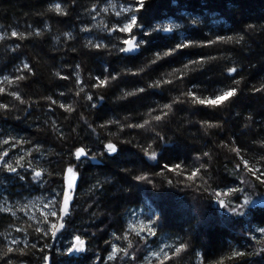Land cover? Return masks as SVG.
Listing matches in <instances>:
<instances>
[{
	"label": "trees",
	"instance_id": "16d2710c",
	"mask_svg": "<svg viewBox=\"0 0 264 264\" xmlns=\"http://www.w3.org/2000/svg\"><path fill=\"white\" fill-rule=\"evenodd\" d=\"M111 1L0 0V35L5 37L0 40V81L5 76L12 81L0 83L5 89L0 104H9L0 109V141L15 145L0 148L9 152L6 160L19 173L0 169V208L12 209L0 212V255L9 246L18 249L0 264L7 259L44 264L43 255L48 264H264V236L256 232L264 227V183L242 162L264 171V92L252 91L264 83V0H146L147 11L137 14L143 28L133 32L147 42L134 55L119 50L129 34L109 31L117 27ZM56 4L61 13L55 12ZM159 26L172 30L153 33L152 27ZM37 28L41 36L28 34ZM12 30L25 39L11 37ZM218 36L234 39L199 46ZM240 36L244 39L235 43ZM189 40L193 46L163 55ZM25 62L32 72L23 69ZM230 67L237 69L234 78L227 74ZM97 76L108 77L107 83L94 86ZM234 79L241 83L235 85ZM230 87L238 88L237 96L221 106L197 103ZM80 88L84 91L77 95ZM11 91L25 102L8 95ZM156 115L162 120L155 121ZM145 120L149 123L142 129L128 127ZM108 142L118 153L100 155ZM78 147L88 153L80 161L74 156ZM145 151H154L157 159ZM176 164L181 167L172 170ZM69 165L77 180L69 192L73 199L66 227L55 238L45 236L36 229L50 233L51 223L61 222L49 216L41 223L52 200H60L62 207L56 193L66 188ZM34 171L42 176L34 178ZM139 175L147 181H137ZM233 188L242 191L229 193ZM245 197L250 204L244 215H234L231 207ZM76 235L86 240V251L61 255ZM13 239L19 244L12 245ZM112 244L127 249V255L120 251L108 261ZM181 244L185 247L175 253ZM234 252L245 255L234 257Z\"/></svg>",
	"mask_w": 264,
	"mask_h": 264
},
{
	"label": "snow or ice",
	"instance_id": "6c2138e0",
	"mask_svg": "<svg viewBox=\"0 0 264 264\" xmlns=\"http://www.w3.org/2000/svg\"><path fill=\"white\" fill-rule=\"evenodd\" d=\"M54 10L57 13H61L62 12L61 4H56ZM104 10L107 11V9H104ZM142 10L147 11V9H146V0H135V4L134 5L133 4L123 5V6H121V10L115 13V15L117 17H120L122 15V13L126 14L123 17V21L118 20L116 22L117 23V27L109 29V31H112V32L119 31L120 33L129 34V36L123 40V44L127 45V47H120L119 50L121 52H132V51L138 49L141 44H145L147 42V40H145V39H138L137 36L133 32L134 28H137V27L143 28L142 24H138V15H137V14L141 13ZM50 11H51V9H50ZM63 15H67V12H63ZM29 27H31V26H29ZM105 27H107V26H105ZM253 27H254L253 25H249V28H253ZM81 30L82 31H89V29H87V28H84V29H81ZM161 30L164 31V32H170L172 29L170 27L165 28L163 26L152 27V32L153 33L159 32ZM28 34L29 35H34V36H41L42 35V31L39 28H37L33 32H29ZM65 35L68 36L69 39H73L71 33H65ZM142 35L144 37L150 38L151 33L147 32V31H143ZM11 37L18 38L20 40H24L25 39L24 34L21 33V32H18L16 30H12L11 31ZM4 38H5L4 35H0V40H4ZM233 39L234 38L231 37V36H229V37L218 36L215 41H207L206 44H201L199 46L206 47V46H209V45H211L213 43H216L218 41L227 42V41H232ZM243 39H244V37L240 36L239 39L235 40V43H240V41H242ZM193 43H194V41H192V40H189L186 43H177L174 46L170 47L167 51H164L163 55L165 57L171 56L174 53H176L178 50L186 49V48H189V47L193 46ZM88 44L92 45V41H88ZM93 46L95 48H97V49L102 47V45H100V44H95ZM19 47H20V45L17 44L16 48H19ZM103 47H107V45H103ZM157 58L158 59L160 58V53L159 52L157 53ZM201 59H203V58H201ZM212 59H215V58H212ZM191 63H198V61H191ZM76 67L79 68L80 65H76ZM184 67L187 68L188 65L185 64ZM23 69L27 70L28 72H32L33 71L32 67L27 62H25L23 64ZM17 71H21V69H17ZM236 72H237V69L235 67H230V68L227 69V74H228L229 77H233L234 78V74ZM56 75L60 76V73L57 72ZM78 76H79V74L77 73V78H78ZM68 78L69 77H67V76L62 77V79H64V80H67ZM15 79L18 80V81H23V80L26 79V77L25 76H16ZM95 79L97 81H99V84L98 85H94V86H102V85L106 84L107 81H108V77H104L103 79H101L99 76H97ZM111 79L115 80L116 76H114V75L111 76ZM242 79H243V77H241V80ZM241 80H235L234 79V84L235 85H239L241 83ZM4 81H7L8 83L12 82V81L9 80V78L7 76H5L3 78V81H0V83H3ZM167 83H171V81H167ZM157 85H159V82H157ZM149 87H151V86H149ZM83 91H84V89L80 88V91L77 93V95H79L80 92H83ZM252 91L257 92V93L264 92V83H262L259 87H253ZM139 92H144V89L140 88ZM4 93H5V89L3 87H0V94H4ZM237 93H238V88L237 87H230L227 90L221 92L219 95H215L214 98L212 96H209L207 99H197V103H199L200 105H207V106H210V107L221 106V105H223V103L225 101H228L229 98L236 97ZM8 95H10L11 97H14L16 100L20 101L21 104H23L25 102L21 98V95L19 94V92H17V91H11V92L8 93ZM60 95L63 96L64 93L61 92ZM126 95H133V93L129 92V93H126ZM188 95L189 96H194L195 93H193L192 91H189ZM102 98L103 97H101V99ZM46 99L51 100L52 104H56L57 103V101L53 100L51 97H47ZM87 99L89 101H91L93 99V97L91 95H88ZM92 106L95 107V105H92ZM8 107H9L8 103L0 104V109L7 110ZM59 107L60 108H65V110L68 111V112L72 111V107L70 105L66 107L64 104H60ZM164 107L170 109L172 106L168 105V104H165ZM164 115H167V113H165ZM154 119H155V121H161L162 120V116L161 115H156L154 117ZM116 123H119V122L117 121ZM148 123H149V121L145 120L143 124H139V123H137V124H129L128 127L129 128L142 129ZM101 127H104V125H101ZM93 131H95V129H93ZM157 136H159L158 133H157ZM160 139H163V138L160 137ZM0 145H9V147H14L15 146L14 144H10L8 139H4L3 141H0ZM104 148H105V151L100 153V155H109L110 156V155L118 153V151H119L117 146L114 143H112V142H108L107 144H105ZM237 154H239L238 151H237ZM8 155H9V152L7 150H3L2 148H0V169L6 170V171H8L10 173H17V175H19V173L17 172V168L14 167L11 163H9L6 160V157ZM87 155H88V153H87L85 148H79L78 147V148L75 149L74 156H75V159L77 161H80L82 157H86ZM145 155L149 156V159H157V154L154 151L150 155H149V153L147 151H145ZM204 155H208V154L205 153ZM92 158L95 159L96 157L93 156ZM21 159H23V158L21 157ZM242 162H243L244 169L249 170L252 175L256 176V179L258 181H260L261 183H264V180L261 179V177H264V171H262L261 169H257V168H250L248 160H243ZM16 163H19V161H16ZM20 167H23V165H20ZM164 167L167 169L169 166L167 164H165ZM180 167H181V165L176 164L172 170L179 169ZM197 171H199V170H197ZM192 175L195 176L196 173L194 172ZM33 176H34V178H40L42 176V172L41 171H34L33 172ZM19 178L21 180L24 179L23 176H20ZM66 179H67L66 188H62L60 193H56L57 196H62V207H61V201L60 200H56V199L52 200L50 209L45 214L44 220L41 223H45L46 224L48 222L49 216L57 217L58 221H61V222L60 223L52 222L51 226H50V233H49V230H47V229L37 228L36 231L38 233H42L45 236L50 234L51 237L55 238L57 233H59L62 229H64L66 227L65 218L68 215H70V201L73 199V197L69 195V192L72 191L73 185H74V181L77 180V173L74 171V168L71 165H69L67 167V177H66ZM135 179L137 181H147V177L144 176V175L136 176ZM189 179H192V177L190 176ZM169 183L171 184L172 181H169ZM241 191H242V189H239V188L229 189V193H232V194L238 193V192H241ZM216 195L220 196L221 193H216ZM219 203L221 205H223L224 201L221 200V201H219ZM249 204H250L249 199L247 197H245L244 200H243V203L237 204L235 206H232L231 207V211H232V213L234 215H244L245 208ZM51 209H57L59 211L60 215L58 216V211L57 210H51ZM0 212H9V213H11L12 209L11 208H0ZM12 214L14 215V213H12ZM146 230L148 231V233L150 235H155V232L152 230L151 227H147ZM17 231L19 232V231H22V230L21 229H17ZM256 232H259L262 236H264V227H258L256 229ZM137 235L139 236L140 233H137ZM117 239H119V237H117ZM252 239L255 240L256 237L253 236ZM74 241H75V243H72L67 248V253L61 252L60 254L61 255H65V254H71L72 252H84V251H86V242L80 235L74 236ZM106 243H108V242L106 241ZM11 244L12 245H18L19 241H17L16 239H13L11 241ZM129 246H131V245H129ZM31 247L33 249H35L36 245L33 244V245H31ZM47 247H48V245L45 243L44 248H47ZM184 247H185V245L181 244L179 247H177L175 249V253H180L181 250ZM44 248L41 249V252L44 251ZM17 251H18L17 248L9 246L6 249V251H4L2 255H0V260H5L9 256L10 253H15ZM19 251L21 252V254H24L23 250H19ZM120 251H123L124 254L127 255V249H121V248H118L115 244H112L111 245V251L109 252V254L107 256V260L108 261L114 260L116 258L117 252H120ZM260 251L264 252V248H261ZM244 255H245L244 252H234L233 253L234 257H243ZM165 258H167V254H165ZM41 259L44 262V264H48L49 257L47 255H43L41 257ZM101 259H102V257L96 256V260H101ZM6 264H13V261L11 259H7L6 260ZM201 264H203V262H201Z\"/></svg>",
	"mask_w": 264,
	"mask_h": 264
},
{
	"label": "rangeland",
	"instance_id": "374dc122",
	"mask_svg": "<svg viewBox=\"0 0 264 264\" xmlns=\"http://www.w3.org/2000/svg\"><path fill=\"white\" fill-rule=\"evenodd\" d=\"M126 4H133V3L129 2V1H122V0H114V1H111V2H110V6H109V8L111 9V11H112V13H113V16H114V19L116 20V22H117L118 20L123 21V17H124V15H126V14L122 13V15H121L120 17H117V16L115 15V13L118 12V11H120V10H121V6L126 5ZM116 24H117V23H116ZM36 200H37V199H35V200H33V201H36ZM38 201H39V200H38ZM48 205H49V202H48ZM38 209H39L40 211H45L46 207H45V206H41V207H39ZM58 216H59V213H58Z\"/></svg>",
	"mask_w": 264,
	"mask_h": 264
},
{
	"label": "water",
	"instance_id": "95a60500",
	"mask_svg": "<svg viewBox=\"0 0 264 264\" xmlns=\"http://www.w3.org/2000/svg\"><path fill=\"white\" fill-rule=\"evenodd\" d=\"M124 47H127V45H125ZM139 50H140V46H139V48L138 49H136V50H134V51H132V52H123L125 55H134V54H136L137 52H139ZM66 177H67V172H66V174H65V179H66ZM66 184H67V179H66ZM260 203L261 204H264V198H262L261 200H260ZM85 242H86V240H85Z\"/></svg>",
	"mask_w": 264,
	"mask_h": 264
}]
</instances>
